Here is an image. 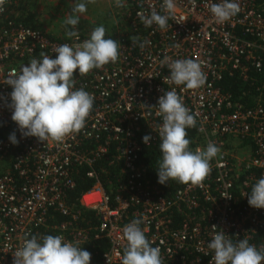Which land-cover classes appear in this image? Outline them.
Segmentation results:
<instances>
[{"label": "built area", "instance_id": "2783aa9c", "mask_svg": "<svg viewBox=\"0 0 264 264\" xmlns=\"http://www.w3.org/2000/svg\"><path fill=\"white\" fill-rule=\"evenodd\" d=\"M11 2L0 8V17ZM123 2L125 7H117L110 0L119 58L84 76L74 72V90L92 94L94 104L85 127L61 142L21 136L6 106L12 88L4 82L33 58L42 59V53L55 58V47L74 46L90 35L75 28L79 40L50 38L12 20L3 26L0 18V264H13L26 237L36 235L42 242L39 238L52 232L83 249L93 238L105 236L110 247L99 264H122L127 244L123 228L137 218L151 246H159L163 264H213L214 252L208 248L212 225L233 243L247 239L257 249L264 246V209L251 207L245 195L264 177V97L248 107L218 85L237 73L247 79L251 69L264 72V13L257 0H235L239 12L222 24L210 11L222 0H175L174 15L164 30L156 24L145 27L137 15L153 10L165 15L163 0ZM165 57L169 63H200L205 84L191 90L166 79L170 70L161 63ZM172 89L196 119L190 129L201 138L190 150H204L212 142L220 152L210 161L211 172L202 186L184 184L169 196L165 184L149 179L139 160L146 147L160 142L158 98ZM14 131L19 141L15 145L9 140ZM145 135L151 136L149 144L143 142ZM249 138L252 145L240 150ZM111 167L121 170L118 180L112 179L115 198L104 180ZM82 169L93 184L79 201L99 215L95 236L79 226L82 210L72 212L67 204ZM51 209L68 220L51 221Z\"/></svg>", "mask_w": 264, "mask_h": 264}, {"label": "clouds", "instance_id": "9594fccd", "mask_svg": "<svg viewBox=\"0 0 264 264\" xmlns=\"http://www.w3.org/2000/svg\"><path fill=\"white\" fill-rule=\"evenodd\" d=\"M6 0H0V8ZM95 0H80L72 8L64 24L73 30L66 29V36L76 37L79 33L75 27L79 23V14L87 11V4ZM117 7H125L123 0H115ZM165 15L153 10L150 15L137 13L145 27L156 24L161 30L168 27V20L175 12V0H163ZM235 0H222L213 3L210 11L216 23H225L239 12ZM106 37L103 25L91 32L90 38L74 46L62 44L53 49L55 58L44 53L42 59L33 58L30 63L21 66L19 73H13L4 83L11 86L10 103L6 106L12 110L11 119L18 125L22 137H36L45 142L52 139L61 142L73 133H79L86 123L93 104L94 96L83 88L75 89L74 72L79 76L87 75L93 69H100L106 64L116 62L119 58V44ZM133 42L137 38L130 37ZM143 47V45H141ZM168 57L161 62L170 70L169 79L175 85H184L187 89H197L205 84V74L200 63L193 59H177L170 63ZM158 115L163 123L159 127V148L162 159L158 161V183L168 184L175 180L182 184L202 186L211 172L210 161L217 157L220 149L212 142L206 149L190 150L187 138L188 128L196 126V119L184 105L183 99L175 89L165 91L158 98ZM12 144H18L15 131L9 135ZM150 135L143 137L149 144ZM248 204L257 209H264V177L252 185L250 194L246 193ZM230 198V196H228ZM137 218L123 228V237L127 244L123 251L122 264H163L159 246H151ZM208 243L213 250V264H262L264 246L257 249L247 239L236 243L222 230L216 232ZM32 235L25 238L22 247L13 255V264H90L91 253L71 242H65L60 235H44L39 238Z\"/></svg>", "mask_w": 264, "mask_h": 264}, {"label": "trees", "instance_id": "16d2710c", "mask_svg": "<svg viewBox=\"0 0 264 264\" xmlns=\"http://www.w3.org/2000/svg\"><path fill=\"white\" fill-rule=\"evenodd\" d=\"M259 11L264 13V0H257ZM37 13L35 10H32L28 6V1L26 0H12L10 4H7V12L1 16V24L3 26H7L10 20L22 23L28 27L40 29L44 34H46L50 38H66L62 36L51 35L50 33L45 32V30L41 29L37 24ZM39 26V27H38ZM68 30H73L71 26ZM82 33L86 35H91V32H84L83 25L76 26ZM221 89L227 94L231 95L234 101H238L248 107H253L258 103V99L260 97H264L262 95V89L264 85V72H260L254 69L250 70L249 77L244 79L241 73H237L233 76H227L223 81L218 84ZM261 95V96H260ZM188 136L187 138L190 140V145L195 146L194 140L201 138L197 135V131L195 129H187ZM251 139V138H249ZM252 142V141H251ZM159 143L154 144L152 147H146L141 155L139 160V164L142 165L146 170V175L152 181L158 180L157 170L158 161L162 159V153L159 148ZM109 173H107L104 177V180L107 181L106 187L112 196L115 198L114 186L112 182L118 180L117 174H120V168L111 167L109 168ZM109 177V178H108ZM108 179H111V183H108ZM114 181H113V180ZM77 185L74 190L69 192V197L67 198V204L69 205L72 212L77 209L82 210L81 219L79 222V226L84 229H90L92 231V235L95 236L97 231L95 228L99 224V215L93 210H86L80 204V197L82 193L87 191L93 184L92 180L89 179L85 170L82 169L81 173L76 175ZM183 186L184 184L179 183L175 180H169L168 184H165V188L168 191V195L171 196L173 194V190L179 186ZM112 189V191H111ZM50 214L52 215L51 221L53 222H64L68 220V216L64 215L59 210L51 209ZM56 232V231H55ZM48 235L55 236V233H49ZM110 244L109 240L102 236L98 239L93 238L91 242L85 244L84 249L91 253V261L90 264H99L105 252L109 250Z\"/></svg>", "mask_w": 264, "mask_h": 264}, {"label": "rangeland", "instance_id": "374dc122", "mask_svg": "<svg viewBox=\"0 0 264 264\" xmlns=\"http://www.w3.org/2000/svg\"><path fill=\"white\" fill-rule=\"evenodd\" d=\"M28 2L38 10L36 20L41 29L54 37H67L66 29L70 27L65 25L64 21L73 14L72 8L80 0H28ZM79 17L78 26L83 25L84 32H92L95 27L103 25L110 38L118 35L117 24L111 13L110 0H95V3H88L87 11L79 14Z\"/></svg>", "mask_w": 264, "mask_h": 264}, {"label": "crops", "instance_id": "0c3cea01", "mask_svg": "<svg viewBox=\"0 0 264 264\" xmlns=\"http://www.w3.org/2000/svg\"><path fill=\"white\" fill-rule=\"evenodd\" d=\"M28 1V0H27ZM28 6H29V8L30 9H32V10H35V12H38V10L36 9V7L34 6V5H32V4H30L29 2H28ZM238 140H240V138H238ZM252 145V143H251V139H246L241 145H240V150H242L244 147H246V146H251Z\"/></svg>", "mask_w": 264, "mask_h": 264}]
</instances>
